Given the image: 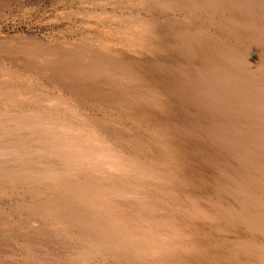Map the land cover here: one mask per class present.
I'll list each match as a JSON object with an SVG mask.
<instances>
[{"label":"rangeland","instance_id":"obj_1","mask_svg":"<svg viewBox=\"0 0 264 264\" xmlns=\"http://www.w3.org/2000/svg\"><path fill=\"white\" fill-rule=\"evenodd\" d=\"M246 75L253 80L249 81ZM13 87L19 89L17 96L20 98L32 95L34 100L29 103L12 101L9 100L12 97L10 94L0 95V112L4 113L0 115V122L4 121L0 126V264H132L123 256L126 252H121L119 256L118 252L109 251L101 232L102 221L96 226L89 223L92 210L86 212V218L83 214L79 215L78 205L83 198L79 200L76 185L84 187L90 182V176L76 165V161H87L78 151L88 142L77 124L80 121L87 124L94 115L97 132L89 135L103 134L94 143L107 139L115 149L131 157L151 148L154 153L175 154V158H169L167 164L176 173L186 178L191 175L200 184L208 175L220 184L223 172L216 173L205 165L207 161L204 160L209 152L222 157L218 149L220 142L203 147L205 151L196 159H192L191 152L197 146L209 143L210 137L221 141L222 134H235L245 142L247 136L244 135L249 133L242 134L241 129H248L245 126L250 123L249 131L254 133L256 129L264 137V112L260 114L258 111L264 100V0H0V91H12ZM190 101L192 104H189ZM171 109H179L184 116L182 120L188 119L180 123L183 127L179 125L166 129L168 123H162L164 119L161 115L167 116ZM23 110L28 113L35 110L34 113L42 115L45 112L43 116L47 121L53 118L52 121H56L55 118L59 120L56 121L57 126L60 123H67L68 129L74 126L67 133L70 132V136L79 131L73 137H76L75 143L80 144L73 146L72 152L68 149L64 154L52 146L53 142H45L47 138H41L39 129L29 131V134L28 131L22 133L24 128L14 121L12 112L22 113ZM144 115L147 117L142 118ZM199 118L200 125L197 123ZM187 122H195L197 125L194 123V126H199V130H209L207 138L200 135L201 139H198L195 132L186 133L188 138H185L186 134L179 128L186 130L188 126L184 127L182 123ZM188 131L192 132L191 129ZM26 136H29L27 140ZM161 138L166 139V143L160 147L158 142ZM23 141L28 144L27 147H22ZM170 142L172 149H169ZM239 143L236 141V144ZM244 149H241L243 154H239L238 158L248 153L247 157L253 156L252 159L262 161V169L256 167L250 171L260 175L255 183L264 188V160L260 159L264 158L263 149ZM22 153L28 154V157ZM77 154L80 156H75ZM71 155L74 158L68 157ZM218 161L222 171L228 167H234L238 173L241 169L246 170L241 168L244 164L241 166L240 162L232 166V157L224 153ZM18 173L24 178H18ZM203 174L206 176L202 177ZM120 183L114 179L113 184L121 188L123 183ZM88 187V197L98 195V188L93 184ZM221 189L207 193L210 198H215L222 194ZM238 192L236 190L231 195L230 203L236 209L239 205L243 208L235 223L229 221L227 225L236 224L238 229L243 230L247 222L249 228L245 229L248 234L256 233L259 225L264 228V200L253 208L254 211L259 210L257 214L250 216ZM127 198L122 196L117 199L120 202L123 200V203L132 200ZM190 199L188 202L192 203ZM173 209L161 210L156 216L166 221L168 215L178 213ZM260 209L263 211L260 212ZM169 225L167 230L163 228V242H168V247L177 246L176 249L189 247L183 235L171 236L170 232L177 230ZM223 234L214 239L215 244L209 250H215L213 254L222 259H229L227 257L231 255L218 246V243L222 245ZM199 237L195 234L192 238L195 244L198 243L195 246L204 243L199 241ZM90 251L94 252L91 257ZM163 251H167L166 248ZM103 253L108 258H104ZM185 261L189 260H184L183 264H186Z\"/></svg>","mask_w":264,"mask_h":264},{"label":"bare ground","instance_id":"obj_2","mask_svg":"<svg viewBox=\"0 0 264 264\" xmlns=\"http://www.w3.org/2000/svg\"><path fill=\"white\" fill-rule=\"evenodd\" d=\"M255 10H254V12H255ZM251 14H253V13L251 12ZM257 24H258V22H257ZM245 77L249 78V81L253 80V79H251V77H247V75ZM256 79L258 80V78H256ZM17 85L19 86L20 84H17ZM10 87H8V88H10ZM11 90L12 91H10L8 89V92H1L0 91V95L1 94H10V96H12V97L9 100H12V101L14 99L21 101V102H26V101L30 102V101L34 100V97L33 98L31 97L32 95L24 96L22 98H20V96H17V94L20 93L18 88L13 87V89H11ZM5 91H6V89H5ZM233 93H235V92H233ZM22 95H24V94H22ZM253 96H254V94H253ZM6 98H8V97H6ZM38 98H41V96ZM42 98H43V96H42ZM238 101H240V100L238 99ZM238 101L236 103H238ZM39 102L40 101H38L37 103H39ZM55 102H57V101H55ZM189 104H192L191 101ZM231 105H233V103ZM28 106H29V104H28ZM3 108H5V107H3ZM1 109H2V107H1ZM61 109H64V107ZM20 110L18 109V111H20ZM51 110H53V109H51ZM70 110H72V109H70ZM178 110L171 109V111L167 114V116L161 115V117L164 119L162 121V123H164V122L168 123V126H167L168 128H166V129L169 130V128H171V129L177 128V127H179V125L181 126V124H180L181 122L188 120V119L182 120V118L184 117L182 115L183 113L181 111H178ZM34 111L33 112L31 111L29 113L27 111L25 112L24 110L22 113H18L17 111H16L17 113L12 112L14 121L18 124V126L21 125L22 128H24L22 133H24L25 131L26 132L28 131V134H29V131L33 132L36 129H37V131L39 129L38 134H41V138L42 139L47 138L48 140L46 139L45 142H47V141L53 142L52 146H54L56 149H58V151H60L61 153H64V154L66 152H68V149L70 150V152H72L71 150H72L73 146H77L78 144H80V142L75 143L76 137H75V139L73 137L79 131L83 132L82 134H84L86 136V138L88 139L87 140L88 142L86 143V145L82 149H79V151H78L79 153H81L82 157L86 158L85 160H87V161L86 162L76 161V165H78L77 168L80 169V171H82L83 173L87 174V176H90L89 177L90 182L86 183L84 185V187H79L75 184L76 185V192H77V195L79 197V200H81L83 198L81 200V203L79 202L78 210H79V215L83 214L82 216L84 218H86V212H89L92 210L93 216H92V218L90 217L91 219L89 221L91 226L92 225L96 226L98 222L100 223V221H102L103 225L101 226L102 227L101 232L103 234L102 235L103 238L105 239L104 241H106L108 243L109 251L116 252V253L118 252L119 256L122 255V254L120 255L121 252H126V254L124 253L125 255H123V256L126 257L128 260H130L132 264H183L184 260H189V261H185L186 264H264L263 263V261H264V228L262 227V225H259L258 232L252 233L253 235L248 234L247 230L245 229L246 227L249 228L247 226V222L245 224L246 227L243 230L238 229L236 224L234 226H230V225L228 226L227 225L231 221L235 223V221L237 220V217L241 214L240 210L243 208V207H241V205H239V207L236 209V208L232 207V205L230 203V201H231L230 197H231V195L236 193V190H239V192H238V193H240V194H238L239 196L242 195V198L240 200L243 202L245 210L247 211V213H251L250 216L253 215L254 213L257 214L256 211H259V210L254 211L255 209H253V208L255 206H257V204L259 202L264 200V188H260L261 184L255 183L257 181L256 179L261 178V177H260V175L258 176V174H256V175L253 174L254 171L253 172L250 171V169L253 170L256 167L262 169V166H263V163H261L262 161L252 159L253 156H252V158L247 157V154H248L247 152H246L247 154L243 158H238L239 156H241L243 154V151L241 149L245 148L246 150L247 149L252 150L253 148H255L256 150H258L257 147L259 148V150L263 149V151H262L263 154L262 153L261 154L264 156V137L262 138V133H259L260 131L257 132L256 129H254L255 130L254 133H251V131H249V129L252 126V125H250L251 123L245 126V127H248V129L247 128L244 130H243V128L241 129L242 134L243 133H249V135H244V136H247V137H245V139H246L245 142H242L240 140V138H237L235 136V134H232V136H230L231 134L227 132L230 135L224 136V134H222L220 137L221 141L215 140L214 138L210 137L211 140L209 141V143L207 142L206 144H202V146H197L196 149H194L193 151L191 150L192 152L190 151L191 155L193 156L192 159L194 157L196 159L201 154H203V152L205 151L203 149V147H209L211 145V143L216 145L220 142L218 145L219 148L218 147L217 148L219 149L220 155L222 157H223V153L227 154L230 157H232V160L234 161V163H233L234 165H232V166H235V163L238 164L240 162L241 166H242V164H244L241 168H245L246 170L248 169L247 171L246 170L244 171L241 169V170H239V171H241V173H238V170L235 169L234 167H232V169L230 167H228V169H230L232 171H229L227 168H224V170L222 171V168L219 165V161H218V159L221 160L222 157L218 158L217 154L215 155V153H210L208 151L209 152L208 156H206L205 158L203 157L204 160L207 161V163L205 165H208L213 170H216L215 171L216 173L217 172H220V173L223 172L222 173L223 177H221L220 184H218L219 182L217 180L215 181L214 179H211L208 175H207V177H204V176H206V174H203L202 177H204V179L202 181V184H200L195 179L193 180L191 175L190 176L188 175L186 178L184 175H182V174L180 175V174L176 173L177 171H174L173 170L174 168L172 169L168 166L167 163H169L168 162L169 158L170 159L175 158V154L173 155V154H170L168 152H163L160 150H158L160 152L154 153V152L150 151L152 149L151 148L150 150H146V151L142 152V154L141 153L135 154V156H137V158L135 159L134 158L135 156L131 157V156H128L127 154L125 155V154H123V152H120L117 149H115V147L112 145L111 141H109L107 139L104 141L101 139L103 141L102 143H99V142L94 143L93 141L96 140V138H100L99 136L103 135V134L101 135L99 132L96 135H89V133L94 134V131L97 132L98 127L96 128L97 125L95 124V120L93 119L94 115L92 116L93 117L92 119H88V122H86L87 124H84V123H82V121H80L77 124V128H79V131L74 135H72L73 134L72 133L70 136H68L70 132L67 133V131H69V129L71 127L68 129L67 123L65 125H62V123H60L62 127L59 126L60 124L57 126L58 123L56 121H59V120H57L56 118H55L56 121H52V120H54V118H53V119H50L52 121V122H50V120L47 121L45 119V117L43 116L45 114V112L42 115L39 113L38 114L34 113ZM258 111L260 112V114H261V112H264V100H263V105L260 106V109H258ZM66 112H65V114H66ZM54 113L55 112L53 111V114ZM56 113H58V112L56 111ZM68 113H70V111ZM177 113H179V114H177ZM1 114L2 113L0 112V115ZM3 114H2V116H3ZM11 114H9V115H11ZM217 115H219V114H217ZM226 116H227V114H226ZM226 116L224 118H226ZM49 117H51V116L49 115ZM143 117H147V116L144 115V116H142V118ZM166 117H167V119H166ZM8 118H11V117H8ZM253 118H255V117H253ZM118 119L119 118H117V120ZM202 119H203V116H202ZM226 119H228V118H226ZM79 120L80 119L78 118V121ZM14 121H13V123H14ZM246 121H248V120H246ZM3 122L4 121H2V123L0 122V126H1V124H3ZM60 122H61V120H60ZM73 122H75V121H73ZM83 122H85V121H83ZM151 122H153V121H151ZM199 122H201L200 118L198 119L197 123L199 124ZM220 122H222V121H220ZM9 123L12 124V122H9ZM194 123H190V122H187L186 124L182 123V125H185L184 127H186V126H188V127H186L187 128L186 130L182 129V128H179V129L183 130L185 134L186 133L191 134V133L195 132V133H197L196 137L202 135L203 137L206 136L205 138H207L209 130L208 131L207 130H201V129L199 130L198 129L199 126L196 128V126H194ZM244 123L246 124L247 122H244ZM6 124L8 125V123H6ZM40 125L42 127H40ZM139 126H140V124H139ZM151 126H152V124H151ZM2 127H4V126H2ZM73 127L70 129V131L74 129ZM181 127H183V126H181ZM263 128H264V126H263ZM125 129L127 130L128 128H125ZM188 129H191L192 132H189ZM5 130H7V129H5ZM17 130H18V128H17ZM20 130H22V129H20ZM144 130H142L141 132H143ZM168 130H167V132H168ZM132 131L130 130L129 132H132ZM172 131H170V132H172ZM3 132H4V130H3ZM252 132H253V130H252ZM172 133H174V132H172ZM227 133H225V134H227ZM20 134H21V132H20ZM163 134H164V132H163ZM187 134H186L187 137H185V138H188ZM105 135H106V133H105ZM88 136H89V138H88ZM192 136H193V138H195L194 135H192ZM233 136L236 139H234ZM27 137H29V136H26V140H27ZM81 137H82V135H81ZM216 137H219V135ZM31 138H32V136H31ZM199 138L201 139V137H198V139ZM205 138H204V140H205ZM11 139H13V138H11ZM0 140H1V138H0ZM43 140H40V141L42 142ZM52 140H54V141H52ZM98 140H100V139H98ZM165 140L163 138H161L158 142L159 143L158 146L161 147L163 144H165L166 143ZM141 141H143V140L141 139ZM171 141H173V140H171ZM236 141L240 142L239 143L240 145L236 144ZM23 142L24 143H22V144H24V145L22 147H24L26 145L25 144L26 142L25 141H23ZM138 142H139V139H138ZM3 143H5V142H3ZM14 144H16V143H14ZM27 145H26V147H27ZM44 145L46 146V144H44ZM49 145H50V143H49ZM87 145H89V146H87ZM171 145L172 144L170 142L169 149H172ZM17 146H16V148H18ZM20 146H21V142H20ZM194 146H193V148H194ZM43 148L44 147H42V149ZM40 149H41V147L39 148V150ZM214 149H216V148H214ZM33 150H35V149H33ZM51 150H53V149H51ZM48 151H49V149H48ZM156 151H157V149H156ZM35 152L36 151H34L33 156H35V154H36ZM52 152H50V153H52ZM172 152H174V151H172ZM239 154H241V155H239ZM24 155L28 157V154L27 155L23 154V156ZM72 155L74 156V154H72ZM72 155L68 156V157H70V159L74 158ZM218 155H219V153H218ZM75 156H80V155L77 154ZM236 156H237V160H236ZM37 158H39V157H37ZM13 159L15 160L16 158L13 157ZM199 159H201V158H199ZM260 159L264 160V158H260ZM21 160H23V158ZM28 160H30V159H28ZM246 160H248L249 162L247 163ZM93 161H96V163L93 164ZM43 162H44V160H43ZM173 162H175L174 159H173ZM191 162H193V161H191ZM194 162H196V161H194ZM202 163H204V161H202ZM178 164L181 165V163H178ZM199 167H201V166L199 165ZM77 168L75 169V171L77 170ZM202 168H203V166H202ZM26 169H28V168H26ZM50 169H53V168H49V170ZM226 170H227V172H226ZM29 172H30V169H29ZM76 172H78V171H76ZM212 172H214V171H212ZM258 173H260V172H258ZM38 174H40V173H38ZM236 174L238 175V177ZM31 175H33V173ZM220 175H218V176L220 177ZM23 176L21 177V175H20V177H18V178H24ZM208 177H209V179H208ZM34 178H35V176H34ZM111 178L113 180H111ZM114 179H116V181L123 183L121 188L117 184H113ZM24 181H26V180H24ZM43 183H44V180H43ZM72 183H74V182L72 181ZM78 183L80 184L79 181H78ZM40 184H42V183H40ZM91 184H93L94 187L99 189V193L97 196L95 194H93V197L87 196V193L89 191L88 185H91ZM256 184H257V188L253 189V186ZM127 185H129V187H127ZM90 188H92V187H90ZM218 188H222L221 189L223 191L222 194H220L219 196L217 195V197H215L216 199L210 198L209 194H208L209 190H214V189H218ZM126 195L128 196V198L132 199V200H128V202H127L128 204L123 203V200H122V202H120L119 201L120 199H117V198H120L122 196L127 197ZM188 198L192 199V203L188 202ZM173 208L178 210V213L175 212L176 215H173L171 213L170 215H168L166 221H164V220L162 221V220H160L159 216H156L161 210L162 211L171 210V209L174 210ZM262 211L263 210L260 209V212H262ZM258 216H260V215H258ZM84 218H80V220L81 221L82 220L87 221ZM233 218H236V219H233ZM255 219H256V217H255ZM169 223H170L169 226H172L173 228H176V230H177V232H174V231L170 232V233H172L171 236H174L176 234L177 235L178 234L183 235L187 239L184 242L188 243L189 247L176 249L177 246L176 247H168L169 243L167 242L165 244L163 242L164 236L162 237L161 234H162L163 228L166 229V226ZM240 225L241 224H239V226ZM169 226H168V228H171ZM101 232H100V234H101ZM222 233H224L223 235H225V236L222 237V240H221L222 245L218 243V246H222L223 247L222 249L227 252L226 254L231 255L230 257H227L229 259H222L223 257H220L219 255L216 256L213 254V252L215 250L214 251L209 250L210 248L212 249L213 245L215 244L214 239L216 237L217 238L221 237L220 234H222ZM195 234H198V236H200L199 241H204L202 246L201 245L195 246L198 244V243L195 244V241H193V239H194L193 236H195ZM189 239H190V241H189ZM78 241H79V239H78ZM79 242H81V241H79ZM203 246H205V248ZM239 246H241V247H239ZM108 248H106V249H108ZM165 248L167 251H163V250H165ZM173 249H176V251H173ZM90 252H91V254L89 255V257L94 255V252L93 253H92V251H90ZM117 254L115 256H117ZM100 255H102V254H100ZM249 255H250V257H249ZM87 256H88V252H87ZM109 256H110V254H109ZM103 257L108 258V255L104 254ZM181 257H182V260H181ZM224 257H225V255H224ZM113 258L114 257H112L111 259H113ZM87 264H88V262H87Z\"/></svg>","mask_w":264,"mask_h":264}]
</instances>
